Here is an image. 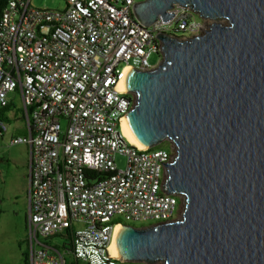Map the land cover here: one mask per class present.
<instances>
[{
  "label": "built area",
  "instance_id": "2783aa9c",
  "mask_svg": "<svg viewBox=\"0 0 264 264\" xmlns=\"http://www.w3.org/2000/svg\"><path fill=\"white\" fill-rule=\"evenodd\" d=\"M64 1V9L49 10L8 0L0 11V108L19 92L30 129L11 140L29 146L28 264H117L110 248L124 224L115 218L161 224L183 205L164 191L173 145L140 148L123 134L135 103L125 90L129 62L150 70L146 50L160 52L157 35L190 37L202 27L180 6L168 23L145 28L135 0ZM117 155L126 157L123 170ZM58 236L72 246L48 243Z\"/></svg>",
  "mask_w": 264,
  "mask_h": 264
},
{
  "label": "water",
  "instance_id": "95a60500",
  "mask_svg": "<svg viewBox=\"0 0 264 264\" xmlns=\"http://www.w3.org/2000/svg\"><path fill=\"white\" fill-rule=\"evenodd\" d=\"M175 6L211 23L199 35L156 36L158 65L126 75L135 96L126 123L144 148L173 145L164 191L182 211L121 226L118 260L264 264V0H144L132 11L149 28Z\"/></svg>",
  "mask_w": 264,
  "mask_h": 264
},
{
  "label": "rangeland",
  "instance_id": "374dc122",
  "mask_svg": "<svg viewBox=\"0 0 264 264\" xmlns=\"http://www.w3.org/2000/svg\"><path fill=\"white\" fill-rule=\"evenodd\" d=\"M144 0H135L136 3ZM31 6L37 9H49V10H62L65 8L64 0H31ZM193 21L196 24L201 25V29L194 35L201 34L206 30L211 21H203L198 15L193 13ZM170 34L181 37L187 36L182 32L175 30L170 31ZM148 53V62L150 66H157L159 63L160 52L157 53L154 47L146 50ZM129 64L138 68L140 62L138 59L132 58ZM9 101V117L10 125L15 124L20 131L25 129L24 121L22 119L23 104L19 92L8 95ZM113 116H116L113 114ZM10 135L7 136L6 142L2 146H26L25 144L10 145ZM155 149L164 150L169 152L171 150L170 143L163 142L156 146ZM20 155H24L21 151ZM27 157V156H26ZM115 163L117 168L123 170L126 168V157L123 155H117L115 157ZM4 161H0V167L4 169ZM23 167L22 163L16 166H11V169L6 174L0 177V264H24L23 253L27 251L26 243V224L28 219V188L27 181L22 177ZM26 184V186H25ZM115 221L122 222L124 225L133 226L136 228L145 227L154 224L152 221H145L140 223H129L124 221L123 218H115ZM51 245L56 244L59 246L64 245L65 248H69L70 239L68 237H55L49 240ZM62 250V249H61ZM67 262L70 261L68 255L65 256ZM79 264H82L79 262ZM117 264H142V263H122Z\"/></svg>",
  "mask_w": 264,
  "mask_h": 264
},
{
  "label": "crops",
  "instance_id": "0c3cea01",
  "mask_svg": "<svg viewBox=\"0 0 264 264\" xmlns=\"http://www.w3.org/2000/svg\"><path fill=\"white\" fill-rule=\"evenodd\" d=\"M8 112V111H7ZM0 161H4V169L3 167H0V177L4 173H8L11 169V166H16L22 163L23 167V173L22 177L23 180L27 181V188L29 186L28 181V164H29V146H2L6 142L7 136L10 135V141L9 144H11V140L14 138H20V137H28L30 135V129L28 127L26 119H22L24 121L25 129L23 131H20L19 127H17L15 124L10 125V117L9 113H4L3 115H0ZM4 124L5 130L1 127ZM18 145V144H14ZM22 152L24 155H20L19 152ZM27 156V157H26ZM26 186V184H25ZM27 243V241H26ZM28 252V246L27 251L23 253V255L27 254Z\"/></svg>",
  "mask_w": 264,
  "mask_h": 264
},
{
  "label": "bare ground",
  "instance_id": "6f19581e",
  "mask_svg": "<svg viewBox=\"0 0 264 264\" xmlns=\"http://www.w3.org/2000/svg\"><path fill=\"white\" fill-rule=\"evenodd\" d=\"M123 134L126 136V138L135 146H138V147H142L141 144L136 140V138L133 136L132 132L130 131L129 127L127 124H123ZM111 253L118 257L117 256V251H116V248H115V242L111 245Z\"/></svg>",
  "mask_w": 264,
  "mask_h": 264
},
{
  "label": "trees",
  "instance_id": "16d2710c",
  "mask_svg": "<svg viewBox=\"0 0 264 264\" xmlns=\"http://www.w3.org/2000/svg\"><path fill=\"white\" fill-rule=\"evenodd\" d=\"M7 1L8 0H0V11L3 9V7L5 6ZM9 106H10V104L7 107L0 108V115H3L5 112H7L8 109H9ZM22 116H23L24 119H26L24 111L22 112ZM0 118H1V116H0ZM95 175H96V178L99 179L102 174L101 173H96ZM69 239H70L69 246L71 247L72 246V240H71V238H69ZM24 264H28V256H27V254L24 255Z\"/></svg>",
  "mask_w": 264,
  "mask_h": 264
}]
</instances>
